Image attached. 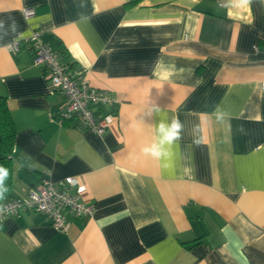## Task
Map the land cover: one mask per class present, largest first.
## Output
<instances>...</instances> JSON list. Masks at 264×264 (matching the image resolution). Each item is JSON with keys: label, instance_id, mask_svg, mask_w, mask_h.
Instances as JSON below:
<instances>
[{"label": "crops", "instance_id": "obj_1", "mask_svg": "<svg viewBox=\"0 0 264 264\" xmlns=\"http://www.w3.org/2000/svg\"><path fill=\"white\" fill-rule=\"evenodd\" d=\"M0 22L8 198L75 177L94 205L67 213L66 232L31 212L4 219L0 264H264V0H0ZM33 33L115 97L103 135L53 120L63 97L29 44L10 49ZM161 118L184 128L157 159L142 149Z\"/></svg>", "mask_w": 264, "mask_h": 264}, {"label": "built area", "instance_id": "obj_2", "mask_svg": "<svg viewBox=\"0 0 264 264\" xmlns=\"http://www.w3.org/2000/svg\"><path fill=\"white\" fill-rule=\"evenodd\" d=\"M23 14L25 18H29L34 11L32 8H25ZM22 43L29 44L33 64L44 71L51 90L64 99L63 106L53 120L63 125L76 119L94 134L103 135L116 118L115 97L107 90L91 86L83 76L74 77L59 54L38 40L37 33L22 41L13 42L10 45L11 51L18 52ZM85 192V185L75 177H65L56 182L42 179L31 185L23 197L6 198L0 202V207L3 208L0 222L31 212L43 216L55 229L66 232L67 213L78 219L89 217L93 213L94 205L84 199Z\"/></svg>", "mask_w": 264, "mask_h": 264}, {"label": "clouds", "instance_id": "obj_3", "mask_svg": "<svg viewBox=\"0 0 264 264\" xmlns=\"http://www.w3.org/2000/svg\"><path fill=\"white\" fill-rule=\"evenodd\" d=\"M12 23L15 24V21L13 20ZM156 110L159 111V108ZM183 128L184 125L178 118H173L171 121L161 118L155 127L154 141L146 145L142 151L146 155H150L157 159L167 156V149L181 138ZM194 142L199 143L200 141L196 140ZM8 176V170L4 167H0V200L5 199V194L8 191L5 183ZM2 211L3 208L0 207V212Z\"/></svg>", "mask_w": 264, "mask_h": 264}, {"label": "trees", "instance_id": "obj_4", "mask_svg": "<svg viewBox=\"0 0 264 264\" xmlns=\"http://www.w3.org/2000/svg\"><path fill=\"white\" fill-rule=\"evenodd\" d=\"M15 145V126L7 106L6 97L0 96V167L8 170L9 176L6 180L8 188L5 199L13 188V166L12 155ZM2 200H0L1 202Z\"/></svg>", "mask_w": 264, "mask_h": 264}]
</instances>
